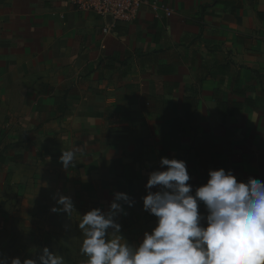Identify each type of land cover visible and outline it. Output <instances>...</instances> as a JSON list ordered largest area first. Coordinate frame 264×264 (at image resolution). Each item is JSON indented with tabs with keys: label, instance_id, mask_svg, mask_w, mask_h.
<instances>
[{
	"label": "crops",
	"instance_id": "1",
	"mask_svg": "<svg viewBox=\"0 0 264 264\" xmlns=\"http://www.w3.org/2000/svg\"><path fill=\"white\" fill-rule=\"evenodd\" d=\"M158 1L170 15L143 6L104 32L70 0H0V234L37 200L46 219L49 193L76 217L124 192L117 221L137 245L161 157L186 162L193 194L210 169L264 182V0Z\"/></svg>",
	"mask_w": 264,
	"mask_h": 264
},
{
	"label": "clouds",
	"instance_id": "2",
	"mask_svg": "<svg viewBox=\"0 0 264 264\" xmlns=\"http://www.w3.org/2000/svg\"><path fill=\"white\" fill-rule=\"evenodd\" d=\"M64 169L78 163L77 151H62ZM160 168L148 174L143 210L156 218L151 231L137 245L120 235V215L134 201L124 192L113 193L108 210L87 211L78 223L80 247L87 264H264V182L238 181L231 170L208 171L207 182L193 189L186 162L161 157ZM157 189L152 191L151 189ZM54 213L71 215L69 196L58 195ZM206 209L201 213L200 205ZM111 230V231H109ZM0 264H65L64 258L40 249L36 258L0 256Z\"/></svg>",
	"mask_w": 264,
	"mask_h": 264
},
{
	"label": "rangeland",
	"instance_id": "3",
	"mask_svg": "<svg viewBox=\"0 0 264 264\" xmlns=\"http://www.w3.org/2000/svg\"><path fill=\"white\" fill-rule=\"evenodd\" d=\"M34 174L37 175V172ZM52 186L50 184V187ZM31 204L27 215H23V210L18 209L13 221L7 222L6 230L0 234V256L9 260L13 257H19L21 260L34 259L39 255L40 249L48 247L50 251L61 255L65 264H87V257L80 252L84 237L77 226L80 215L85 214V210L76 217L63 213L59 220L51 211L55 206V200L49 193L43 203L45 209L42 208V211L46 210L48 216L42 219L36 206L38 200ZM120 235L125 238L128 233L120 231Z\"/></svg>",
	"mask_w": 264,
	"mask_h": 264
},
{
	"label": "built area",
	"instance_id": "4",
	"mask_svg": "<svg viewBox=\"0 0 264 264\" xmlns=\"http://www.w3.org/2000/svg\"><path fill=\"white\" fill-rule=\"evenodd\" d=\"M70 6L79 12H91L110 19L111 24L104 27V32L109 30L112 23L133 21L143 6L148 7L156 15L161 11L165 15L171 14V11L162 7L158 0H70Z\"/></svg>",
	"mask_w": 264,
	"mask_h": 264
}]
</instances>
